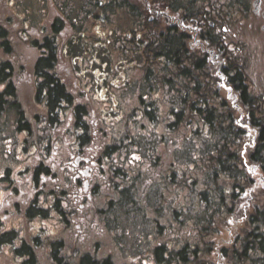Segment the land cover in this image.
Wrapping results in <instances>:
<instances>
[{"label":"flooded vegetation","instance_id":"flooded-vegetation-1","mask_svg":"<svg viewBox=\"0 0 264 264\" xmlns=\"http://www.w3.org/2000/svg\"><path fill=\"white\" fill-rule=\"evenodd\" d=\"M31 1L27 16L20 0H0V94L4 98L0 117L16 113V134L25 135L22 144L13 141V149L21 146L19 155L25 151L17 170L13 173L7 168L0 175V181L8 182L0 187V259L3 246L11 247L13 259L10 263L3 259L0 264L31 260L93 264L99 235L91 230L98 221L108 229L116 228L115 207L129 214L142 213L139 218L153 233L144 243L147 239L148 246L162 244L165 264H174V252L180 250H169L167 243L183 244L190 263L193 243L201 240L212 244L209 248L214 253L201 257L217 264L218 244H230V228L236 223L221 224L218 230L217 221L190 220L196 217L195 205L217 208V182L206 186L205 173L198 169L203 137L194 134L208 128L186 124L174 131L168 119L173 122L177 108L170 99L179 95H174L173 88L168 91L150 81L146 84L138 69L135 81H115L110 90L105 82L94 81L113 80L117 77L114 69L102 76V68H90L92 78L88 79L75 67L77 56L70 51L79 35L85 37L87 46L98 47V35L105 29L120 37L118 50L126 47L133 56L148 61L154 77L217 81L214 98L224 97L232 108L233 129L241 131L242 156L262 139L264 163V127L261 136L259 128L246 120L250 111L243 104L245 93L260 97L264 119V0H79L77 5L84 9L77 31H69L66 25L68 7L74 0ZM119 17L125 19L118 21ZM122 52H117L120 61ZM92 63L106 65L94 55ZM178 70H188V74L180 75ZM225 81H251V85L246 84L244 93ZM10 86L12 91L6 94ZM133 98L136 104L128 106ZM106 103L109 109L105 111ZM215 106L217 110V102ZM139 110V119L150 118L152 113L162 121L151 128L147 121H139L128 130L121 118ZM110 118L118 123L111 124ZM125 138L134 144L125 146ZM148 144L150 149L145 148ZM256 177L264 190V174L256 171L252 179ZM177 187L190 190L185 198L191 202L187 208L193 209L183 224L181 239L174 238L171 226L177 201L165 196ZM159 191L168 207L166 225L154 214L159 203L148 205V197ZM129 195L133 206L120 205ZM163 227L170 235L165 240L159 237ZM198 231L202 234L196 235ZM224 234L228 236L220 237ZM108 237L118 251L115 237ZM155 247L143 251L132 263L156 264ZM99 256L100 261L111 264L109 253Z\"/></svg>","mask_w":264,"mask_h":264},{"label":"trees","instance_id":"trees-1","mask_svg":"<svg viewBox=\"0 0 264 264\" xmlns=\"http://www.w3.org/2000/svg\"><path fill=\"white\" fill-rule=\"evenodd\" d=\"M116 48L118 50V46ZM125 48H122L119 52L123 51L126 56H133ZM133 58H135V55ZM133 58L129 60L130 64H133ZM137 60L146 84H149L150 81V84H155V87L169 89L168 91L173 88V93L179 95V97L170 99L177 106V112L172 113L173 122L170 124V128L178 131V128H184L186 124L208 128L203 132L194 131L195 135L203 137L201 141L203 150L200 154L201 162L198 169L205 173L203 178L206 186L217 182L219 201H217L218 209H205L207 213L206 219L210 218L202 222L214 223L217 221L218 230H221V224L230 226L227 222L236 223L230 228L229 236L232 240L230 244L225 246L222 243L218 244L220 249L217 250V264H264V232L262 229L264 227V190L257 177L252 179V174L256 171L259 175L264 174L262 139H258L259 146L248 150V155L243 157L241 144L238 143L241 131L237 133L233 129L235 127V117L230 114L232 108L225 104L227 100L224 97L218 98L217 95V101H215V85L217 84L218 86L217 81H163L162 78L164 76L154 77L152 75L148 61L144 62L139 58ZM178 73L185 76L188 74V70H178ZM225 82H228V86L236 85L237 89L244 93L248 88L246 84L251 85V81ZM254 83L256 82L254 81ZM12 87H9L6 94L12 91ZM250 94L255 95L256 93L252 92ZM2 99L4 98L0 94V105L2 104ZM243 104L250 111L245 116L246 120L254 127H258L259 135L262 136L264 119L261 113V98L250 97L245 93ZM149 117L151 121L155 120L152 113H149ZM242 137L244 142L245 135L243 134ZM216 154L217 167L215 168ZM244 160L248 161L244 162ZM131 199V195L124 196V200L120 205H132ZM216 214L217 219L215 218ZM177 228H173V231L176 232ZM180 229L182 233L183 225L179 226ZM204 230L206 231V229ZM165 231L166 228L160 231L163 234H159V237L164 238V240L166 237L170 238V235H166ZM200 234L202 233L198 231L196 235ZM227 236L228 234L220 235V237L224 238ZM193 239L196 240L194 236ZM211 246L212 244L207 245L203 240H201V243H193L192 248H194V251L193 256L190 258V263L188 262L186 247L180 248V250L174 252V264H214V260L208 262L201 257V255H214L213 249L209 248ZM96 248L97 246L94 251L93 264H107L108 261H100V253ZM165 253L166 251L162 244L154 248L152 254L156 264H165ZM27 263L37 264L34 260L24 264ZM82 264H85V262Z\"/></svg>","mask_w":264,"mask_h":264},{"label":"rangeland","instance_id":"rangeland-1","mask_svg":"<svg viewBox=\"0 0 264 264\" xmlns=\"http://www.w3.org/2000/svg\"><path fill=\"white\" fill-rule=\"evenodd\" d=\"M20 1L22 2V9L24 13H26V15L29 16L27 14L28 12L27 8L31 9L33 2L31 0H20ZM78 1L79 0H74L72 5L68 7L69 14L67 17V21L69 20V22L66 25L69 31L70 29L77 31V25H76L78 24L77 20L79 19L80 14L83 12V9H84L83 6L77 5ZM40 11H43V9H39V12ZM44 11L46 12V9H44ZM123 19L125 18L119 17L117 20L121 21ZM102 30L104 34L98 35L100 38L99 39L100 44L98 45V51L96 48L86 46L84 43H82V37L79 35L78 38L76 39L77 40L76 44L74 43V45H72L70 52H72V56H75V55L77 56L75 67L79 70L81 69L82 71L81 74L83 75L88 73L86 68L90 67V60L92 59L93 55L94 57H97L98 62L102 61V62L108 63L109 61H111L112 62L111 65L107 66V71L109 70L111 72L114 69L116 71L115 75H117V77L114 76L113 80L110 78V80L108 81H100V80L94 81V83L105 82L106 84L109 85V88L111 90L112 88L115 87L114 86L115 81L129 80L130 76H132V72L127 71V69L131 68L132 66L131 65L121 66L120 70L124 69V71H126V72H123L122 74H120L121 71H119L117 68H114L119 58H117L115 46L114 45L111 46L110 43H112L113 38L117 40V39H120V37H118V35L114 33L113 35L108 34L105 29H102ZM108 46H111V47L108 49ZM93 67L97 69L102 68L103 70H102L101 75L104 76L105 70H104L103 65L97 66L96 64V65H93ZM136 75H137V72H136ZM86 77H88V75H86ZM22 91L24 94L25 89L22 88ZM135 104H136V101L133 98L129 102L128 106H134ZM142 108L143 106L138 107V109L140 110ZM106 109H109L108 103L105 104L104 110L106 111ZM140 110L135 112L132 115L124 117L123 119L121 118L123 124L126 121L128 126L133 125L138 120L141 114ZM15 118H16V115L14 113H8L6 116L0 117V175L3 174V172L6 171L7 168H10L12 172L14 173L19 166L21 156L24 154L23 152H25L22 149L21 155L18 154L19 151L17 152V148L20 145L18 147L16 146L13 149V141L19 142L22 144V142L25 139V135L21 134V132H17L16 134ZM114 119L115 118H110L111 124L117 123L116 121H114ZM153 126L154 125H151V123L147 125L148 128H151ZM123 144H125V146L131 145V144H134V141L131 138L129 139L125 138ZM145 148L150 149L151 145L148 144L145 146ZM29 149H31V147ZM31 151L32 150H30V152ZM11 178L14 179L13 176H11ZM5 183H6L5 185L8 184V182H5ZM176 189L177 190H174L173 193H165V196L167 198L169 197L171 199H174V201L175 200L177 201L174 204V208H173V219L171 221V226H173V228L178 227L175 234L177 237H181V229L179 230V226L188 222L187 218L191 217L190 214L193 212V209L187 208L191 205V202L188 201L189 198H185L186 193H189V194L191 193L190 190H186L184 192L183 190L180 191L178 187ZM161 191H159V194H156L155 197L153 196L154 193H152L153 195H150L148 197V205L154 206L157 203H160L159 206L156 208L157 210H155L154 214L156 215V218L160 221V223H162L163 225H166L168 207L166 206L165 201H163L161 198V194H160ZM217 201H219L218 194H217ZM110 203L112 204V199H110ZM203 209H204V206H202V204H200V206L195 205V211H197L196 218L201 221H207L209 220L210 217L206 219V214H207L205 211L206 207L204 210ZM113 212H114V215L117 221L116 228L112 226L114 229H108L106 224L103 225L100 221H98V224L95 226V229L93 227V229L91 230L93 235H97V234L99 235L98 236L99 240H97L98 244H96L95 247L97 246L96 249L97 251H99L100 255H107L108 253L111 255V264H134L131 261L133 258L138 257L143 251L152 249L153 246H148L147 239H145V243L143 240L145 237H148V236L150 237L153 235L152 228L150 229V227L146 226V223L141 221V219L139 218L140 214L142 218L141 212L138 215L134 213L129 214L124 209L117 208V207L113 209ZM176 213L178 215L177 217H176ZM163 229H165V227L161 228L160 231H162ZM147 233H151V234L148 235ZM108 236L115 237L119 245L118 251L115 250V247L111 243ZM182 245L183 244H179L176 241H174V242L167 243L166 247L169 248V250H176L178 246L179 248H181ZM41 251L42 250L39 249L38 254H40ZM1 252L3 254L2 255L3 258L0 259V261L5 259L4 261L7 263H10L11 261L13 262V259L11 258V247L10 246H3L1 249ZM15 260H16V257H15ZM143 263L146 264L145 261Z\"/></svg>","mask_w":264,"mask_h":264}]
</instances>
